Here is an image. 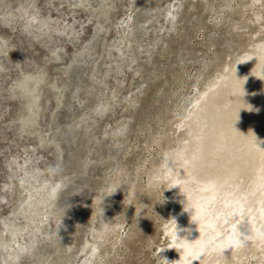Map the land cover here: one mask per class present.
I'll return each mask as SVG.
<instances>
[{"label":"rangeland","instance_id":"374dc122","mask_svg":"<svg viewBox=\"0 0 264 264\" xmlns=\"http://www.w3.org/2000/svg\"><path fill=\"white\" fill-rule=\"evenodd\" d=\"M263 44L264 0H0V264H166L181 203L149 179L199 94ZM244 91L255 142L264 87ZM216 254L263 264L264 240Z\"/></svg>","mask_w":264,"mask_h":264},{"label":"bare ground","instance_id":"6f19581e","mask_svg":"<svg viewBox=\"0 0 264 264\" xmlns=\"http://www.w3.org/2000/svg\"><path fill=\"white\" fill-rule=\"evenodd\" d=\"M263 61L264 44L235 62L227 74L205 88L194 102L195 107L186 122L188 140L177 151L163 155L175 154L179 161L176 173L168 171L166 174L170 186L180 185V189L171 188V198L180 203L185 199L193 210L192 220L197 222L196 225L190 221V214L183 211L181 203L180 209L175 212L180 217L179 235L189 242L197 241L192 245L183 244L184 251L180 254L172 249L166 257L173 264H177L179 259V264H184V257L198 249L205 240L212 247L202 260L193 264H216L219 259L209 258L210 254L217 253L228 258L240 248H229L221 254L220 244L238 237L248 239L247 235L264 233V111L253 126L262 129V136L255 142L247 143V139L242 138L252 125L253 117L250 114L254 111L247 110L250 102H246L247 96L244 95L248 90H244L263 89ZM263 100L264 94L258 102ZM240 140L242 147L238 143ZM235 147L240 149L234 150ZM238 162L241 164L237 165ZM172 166L170 161L169 167ZM243 173H250L248 180L240 185L235 184L234 177ZM82 193L78 186H60L54 191V195L64 203L71 198L81 197ZM39 202L40 197L29 199L25 210L33 212ZM20 229L22 231L23 228ZM173 230L170 231V247L175 243ZM252 239L259 243L264 236ZM22 248L23 245L18 244L17 249ZM220 260L224 261L222 258Z\"/></svg>","mask_w":264,"mask_h":264},{"label":"clouds","instance_id":"9594fccd","mask_svg":"<svg viewBox=\"0 0 264 264\" xmlns=\"http://www.w3.org/2000/svg\"><path fill=\"white\" fill-rule=\"evenodd\" d=\"M247 110L252 111L253 109L250 106ZM170 161L173 164L172 167H169ZM178 163H179V161L177 160L175 154H169L166 157H162V165H161V167H158L157 169L154 170L152 176L149 179V185L153 186L157 190H159L161 188V186L165 183V175L167 174V172L171 171L173 173H176V171H177L176 165ZM121 185H126V184L122 183ZM120 186L117 187L112 193L116 192V190L118 188H120ZM173 187H179V189H180V185L170 186L168 189H171ZM127 196H128V192L126 194V197ZM181 203L183 205V211L190 214V221L197 225V222L192 220L193 210L189 206L188 202L184 199L183 201H181ZM129 205H131V204H129ZM169 220H170V224L174 225V230L172 232V238L174 239L175 243L173 244V246L171 248H165V249H175L180 254L181 252L184 251L183 244L186 243V244L192 245L193 243H195L197 241V239L192 241V242H189L187 239L182 238L179 235V232L181 231V229L179 228L176 219L170 218ZM247 236H248V239H245V237H238L234 240L227 241V242L220 244L219 245L220 253L223 254L225 250H227L229 248L232 249L233 247H246L249 239L259 238L260 236H264V233L250 234ZM211 247H212V244L209 243L207 240H205V242L198 249L194 250L191 254L184 257V264H193L194 261L202 260L204 258V256L208 253V251ZM165 249H163V250H165ZM193 257H197V258H193ZM162 259L166 262V264H173V262H169L168 260H166L164 258H162ZM179 261H180V259L176 261L177 264H179Z\"/></svg>","mask_w":264,"mask_h":264}]
</instances>
